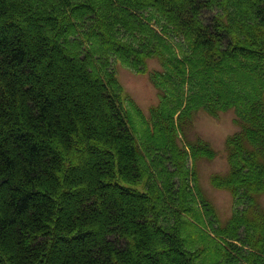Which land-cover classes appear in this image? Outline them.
Instances as JSON below:
<instances>
[{
  "label": "trees",
  "instance_id": "obj_1",
  "mask_svg": "<svg viewBox=\"0 0 264 264\" xmlns=\"http://www.w3.org/2000/svg\"><path fill=\"white\" fill-rule=\"evenodd\" d=\"M201 110L239 126L226 219ZM0 264H264V0H0Z\"/></svg>",
  "mask_w": 264,
  "mask_h": 264
},
{
  "label": "rangeland",
  "instance_id": "obj_2",
  "mask_svg": "<svg viewBox=\"0 0 264 264\" xmlns=\"http://www.w3.org/2000/svg\"><path fill=\"white\" fill-rule=\"evenodd\" d=\"M158 67L159 64L155 59L149 61V70ZM117 76L125 93L134 99L145 115L148 116L149 108L158 101L157 89L152 83L149 73L136 72L121 63H117ZM234 118L235 112L233 110L222 112L218 116L201 110L195 114L193 123L187 128V134L191 139H195L197 136L203 137L217 151L214 158L202 157L194 165L191 161V166L196 168L201 187L215 205L222 219L231 215L233 198L228 190L214 186L211 183V177L215 173H222L228 169L225 140L229 134L239 129Z\"/></svg>",
  "mask_w": 264,
  "mask_h": 264
}]
</instances>
